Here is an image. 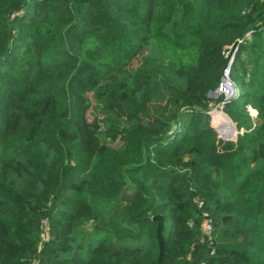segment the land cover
I'll return each instance as SVG.
<instances>
[{
    "label": "trees",
    "instance_id": "1",
    "mask_svg": "<svg viewBox=\"0 0 264 264\" xmlns=\"http://www.w3.org/2000/svg\"><path fill=\"white\" fill-rule=\"evenodd\" d=\"M156 215L161 264H264V0H0V264H158Z\"/></svg>",
    "mask_w": 264,
    "mask_h": 264
},
{
    "label": "rangeland",
    "instance_id": "2",
    "mask_svg": "<svg viewBox=\"0 0 264 264\" xmlns=\"http://www.w3.org/2000/svg\"><path fill=\"white\" fill-rule=\"evenodd\" d=\"M231 47V46H230ZM230 47H228V50H227V52H226V57H227V55H228V53H229V50H230ZM231 76V75H230ZM232 79V78H231ZM232 81H233V79H232ZM234 82V81H233ZM216 94H215V93ZM214 92H212V93H214V94H210V96L212 97V98H214L212 101H214L215 100V102L214 103H210L211 104V109H210V111H209V115H210V122H211V125L213 126V128H217L221 133H222V131H221V129L223 130V131H226L225 130V128L222 126V123H228V125L230 124L231 125V127H232V129H231V131H234V133L232 134V136H230L228 139L229 140H232V139H235V137L239 134V133H242L243 131L242 130H238L237 128H236V126H235V124L233 123V121L223 112V110H222V112L220 111V108L218 107V104H220V102H218V99H220L222 96H220V95H218L217 94V92L216 91H214ZM217 109V110H216ZM248 109H250V108H248ZM255 112L253 111V113H252V116H253V114H254ZM254 116H256V115H254ZM216 121L219 123V125H220V127L218 126V124L216 123ZM222 122V123H221ZM220 134V133H219ZM221 135V134H220ZM222 136V135H221ZM208 223H210V217H209V215H208V213H205L204 214V219H203V225H202V228L205 230L206 229V225L208 224ZM212 225V224H211ZM212 229H213V226H212ZM205 232H207V230L205 231ZM211 232H212V230H211Z\"/></svg>",
    "mask_w": 264,
    "mask_h": 264
},
{
    "label": "built area",
    "instance_id": "3",
    "mask_svg": "<svg viewBox=\"0 0 264 264\" xmlns=\"http://www.w3.org/2000/svg\"><path fill=\"white\" fill-rule=\"evenodd\" d=\"M230 66H231V64L228 63L224 67V69L222 70L221 79H220V82H219L218 87L216 89L217 94L223 97V100L220 102V104H218V107L220 108L221 112L223 110L224 105L228 101H230L231 99L236 97V95H237L236 86H235V84L232 81L231 76H230ZM249 108H250L249 112L251 115H252L253 111L255 112L253 114V116L257 114L256 110H254L252 107H249ZM206 230H207L208 234L211 233V230H212L211 223H208L206 225Z\"/></svg>",
    "mask_w": 264,
    "mask_h": 264
},
{
    "label": "water",
    "instance_id": "4",
    "mask_svg": "<svg viewBox=\"0 0 264 264\" xmlns=\"http://www.w3.org/2000/svg\"><path fill=\"white\" fill-rule=\"evenodd\" d=\"M239 43H240V40H236L230 47L229 53L227 55L228 63H230V64L232 63L234 56L238 50ZM214 93H212V94H214ZM230 136H232V135L230 134L228 136H223V137L228 139ZM152 219H153V221H155L157 223L156 238H157L158 247H159L158 264H161L162 258L164 255L163 218L161 215H156Z\"/></svg>",
    "mask_w": 264,
    "mask_h": 264
},
{
    "label": "bare ground",
    "instance_id": "5",
    "mask_svg": "<svg viewBox=\"0 0 264 264\" xmlns=\"http://www.w3.org/2000/svg\"><path fill=\"white\" fill-rule=\"evenodd\" d=\"M222 123V122H221ZM222 126L225 128V130H227V131H231V129H232V127H231V125L229 124L228 125V123H222ZM222 134H224L223 132H222ZM225 136H228V135H226V134H224Z\"/></svg>",
    "mask_w": 264,
    "mask_h": 264
}]
</instances>
